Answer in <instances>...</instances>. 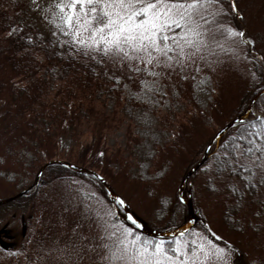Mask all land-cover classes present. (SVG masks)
I'll return each instance as SVG.
<instances>
[{"label": "rangeland", "instance_id": "374dc122", "mask_svg": "<svg viewBox=\"0 0 264 264\" xmlns=\"http://www.w3.org/2000/svg\"><path fill=\"white\" fill-rule=\"evenodd\" d=\"M27 5L28 0L23 23L34 27L38 33L51 32V27L42 23ZM236 8L237 11L233 12L230 0H223V14L219 19L222 27L243 32V38H221L222 48H214L211 54L205 53L204 59L189 63L183 69L165 73L152 91L142 88L143 77L139 74L136 81L134 76L128 80L119 76L120 84L115 81V87L121 91L124 102L118 113L121 120L116 121V124L111 123L96 137L105 155L95 159L91 151H86L85 147L94 139L91 128L82 137L81 147L76 150L75 156L85 164H93L107 178L109 187L114 188L111 189L117 197L125 202L127 210L150 230L171 232L189 222V209L180 205L177 199L182 178L201 159L205 144L210 143L223 126L236 118L240 99L255 79L253 64L264 63V0H236ZM8 76L7 68L0 60V86L4 84L3 78ZM3 92L0 91V200L31 186L37 173L32 170L36 160L31 152L21 147L7 150L8 144L19 132L16 129L14 132L9 131L8 125L10 123L11 126L12 121L4 111ZM104 97L108 114L114 104V96L109 93ZM198 111L207 115L201 118L203 112L198 115ZM258 116L259 113L252 110L249 120ZM179 122L185 125L180 130L196 126L186 143L187 150L173 157V163L167 169L163 168L153 175L148 160L153 156L156 146L174 136L173 127ZM260 130L256 126L252 132ZM252 139L264 143L263 137L253 135ZM71 143L70 140H64L50 152L57 156L61 151L70 150ZM130 147L133 151H130ZM117 148L121 149L128 162L115 159L112 149ZM212 151L213 145L208 150L205 163ZM165 171L166 176L161 182L147 184L161 178ZM54 175L55 170L44 172L28 196L0 209V229L10 232V236L4 233L0 236V250L12 247L11 252L0 251V264H59L61 260L64 264H72V261L76 264H96L94 258H85L81 262L76 261L74 254L71 260L67 255H54L57 247L62 249L73 241L79 245L77 233L73 231L78 199L101 210L114 228L135 230L121 204L108 195L98 180L83 173H67L63 179L54 178ZM247 175L244 173L245 177ZM209 178L212 179L211 163L187 182L184 198L195 211V221L179 238L205 244L212 240L224 248L225 264H264V184L256 196L247 197L241 202L242 217L234 220L238 223L229 226L224 221L223 212L229 204L235 206L236 199L227 197L228 178L212 180V188L208 187ZM162 196L168 198L164 216L156 213ZM254 197L257 202H254ZM146 223H155L160 227L156 229ZM135 234L138 233L135 231ZM140 236L148 239L144 237H150L151 234L146 232L144 237L143 233Z\"/></svg>", "mask_w": 264, "mask_h": 264}, {"label": "snow or ice", "instance_id": "6c2138e0", "mask_svg": "<svg viewBox=\"0 0 264 264\" xmlns=\"http://www.w3.org/2000/svg\"><path fill=\"white\" fill-rule=\"evenodd\" d=\"M222 6L223 0H28L27 5L53 29V36L66 38L64 45L97 64L111 63L117 83L120 77L116 72L139 74L147 91L155 89L165 73L183 69L204 59L214 48H222L221 38L245 36L221 26ZM230 7L237 11L236 0H230ZM18 30L12 28L8 35ZM251 127L256 128L255 122ZM260 127L262 130L254 133L245 129L241 147L234 149L247 161L240 162L234 171L248 174L246 186L253 191L256 185L251 182L257 175L264 184V143L249 139L253 135L264 137V120ZM75 208L73 231L79 245L73 241L62 249L57 247L54 255H67L71 260L74 254L81 262L94 258L96 264H225L224 248L212 240L207 244L182 241L179 237L184 232L167 241L142 239L134 229L114 228L101 210L83 199L77 200ZM127 219L141 227L134 216Z\"/></svg>", "mask_w": 264, "mask_h": 264}, {"label": "trees", "instance_id": "16d2710c", "mask_svg": "<svg viewBox=\"0 0 264 264\" xmlns=\"http://www.w3.org/2000/svg\"><path fill=\"white\" fill-rule=\"evenodd\" d=\"M25 4L26 0H0V60L6 66L9 74L8 77L3 78L4 84L1 83L0 91H4L1 98L5 104L4 111L10 117V122L12 121V128L10 123L8 125L9 131L14 132L16 129L19 132L16 137L12 138L7 150L21 147L31 152L36 160L33 162L32 170L36 172L45 162L61 160L99 173L93 164L83 163L81 158L76 157L75 154L76 150L81 147L82 137L91 128V135L94 139L85 149L91 151V155L95 159L103 157L105 151L101 148L100 141H96V137L102 134V130L109 128L111 123L121 120L118 113L123 108L124 102L121 98V91L115 87V80L112 78L115 69L111 63L97 64L89 57L70 49L62 43L66 38L60 37L59 34L52 35L53 29L51 32L42 34L38 33L34 27L24 24ZM12 28L19 30L9 36L8 32ZM253 70L255 79L249 84L240 99L236 117L245 113L252 97L264 90V63H254ZM116 75L125 80H128V76L131 75L134 76L135 81L137 76V74L126 72H116ZM109 93L114 96V104L108 110L110 113L107 114L104 96ZM131 102L133 101L131 100ZM254 110L260 116L253 120L247 118L234 124L220 137L218 143L213 145V153L209 160L190 177L191 179L211 163L212 179L209 178L208 187L212 188L214 179L219 181L221 178H228L226 180L227 197L236 199V205L229 206V204L223 212L224 221L229 226L238 223L234 220L241 219L243 214L240 212L243 204L241 202L247 197L256 196L262 186L261 177H254L251 183L255 184L256 188L253 191L250 185L246 186L244 173L237 174L234 171L239 167L240 162L247 163L244 157H240L238 150L234 151L242 145V133L247 135L245 129L248 132L254 130L251 127L252 122H255L256 126L261 129V120H264V94L254 103ZM202 112L198 111V115ZM205 115L207 113L203 112L201 118ZM180 128H185L182 122L174 125L175 134L170 140L168 139L155 147L153 156L148 160L150 162L149 169L152 170L153 175L163 168L167 169L173 163V157L180 156L187 150L186 143L196 126L191 125L185 130H180ZM249 139H252V136ZM64 140L72 142L70 150L61 151L57 156L52 155L50 150L58 148V145ZM208 144L209 142L205 144V148ZM112 150L115 159H119L120 162H128L123 157L120 148ZM130 151H133L132 147H130ZM42 160L44 162H41ZM228 161L232 162L228 163ZM50 170H55L54 178L58 179L66 178L67 173H81L57 164L48 167L45 172ZM83 174L94 178L88 173ZM101 176L107 181L106 177ZM165 176L166 171L161 178L146 182L147 184H157ZM23 198L25 197L20 199ZM177 199L181 205L182 202L178 196ZM256 200L255 198L254 202L258 201ZM166 201L168 202L167 196H162L160 206L156 211L157 215L164 216ZM147 225L156 229L160 227L155 223ZM135 231L139 235L143 233V237L146 233L137 227ZM144 238L153 241L169 240L167 237L153 235ZM27 239L28 237L25 242ZM0 251L11 252L3 248Z\"/></svg>", "mask_w": 264, "mask_h": 264}, {"label": "water", "instance_id": "95a60500", "mask_svg": "<svg viewBox=\"0 0 264 264\" xmlns=\"http://www.w3.org/2000/svg\"><path fill=\"white\" fill-rule=\"evenodd\" d=\"M264 94V90H262L261 92H259L258 94H256L254 97H252V99L249 101L248 106H247V110L244 114L238 116L237 118L233 119L232 121L228 122L225 126H223L213 137V139L210 141V143L207 145V147L205 148V151L201 157V159L194 165L192 166L188 172L183 176L182 181L180 183L179 186V190H178V197L180 199V201L185 204L186 206H188L189 211H190V220L189 222L182 228L178 229V230H174L171 232H159L156 230H150L148 227H146L145 225H143L142 223L138 222L141 227H139V229L153 235V236H157V237H171L174 235H178L181 232H186L194 223L195 221V211L192 207V205L186 201V199L184 198V188L187 184V182L190 180V177L205 163L206 159L208 158V150L210 149V147L216 143L220 137L226 133L234 124L241 122L243 120H245L246 118H248V116L250 115V113L252 112L253 108H254V103L256 102V100L262 95ZM61 165L64 166L70 170L73 171H77V172H81V173H88L90 175H92L94 178H96L101 184L102 186L105 188L106 192L108 193V195L112 198H115L118 202L121 201V198H118L117 195L111 190V188L109 187V185L107 184L106 180L97 172L92 171L90 169L72 164V163H68L65 161H61V160H50L46 163H44L39 170L36 173L34 182L32 183L31 186H29L28 188L22 190L21 192H19L18 194L11 196L7 199L1 200L0 201V206L5 205L7 203L13 202L23 196H26L28 194H30L34 188V186L37 184V182L39 181L42 173L50 166L52 165ZM123 201V200H122ZM124 202V201H123ZM126 216L132 215L131 212H129V210H127L125 202L123 204H121ZM133 216V215H132ZM131 222V221H130Z\"/></svg>", "mask_w": 264, "mask_h": 264}, {"label": "flooded vegetation", "instance_id": "af4514ba", "mask_svg": "<svg viewBox=\"0 0 264 264\" xmlns=\"http://www.w3.org/2000/svg\"><path fill=\"white\" fill-rule=\"evenodd\" d=\"M23 218V217H22ZM22 220V219H21ZM25 229V228H24ZM2 233H4L6 236H8L9 235V230H6V229H4V228H1L0 229V236L2 235ZM10 236V235H9ZM6 249H8V250H11V248H6Z\"/></svg>", "mask_w": 264, "mask_h": 264}]
</instances>
